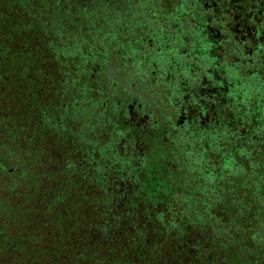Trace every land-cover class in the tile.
Segmentation results:
<instances>
[{
    "label": "trees",
    "instance_id": "16d2710c",
    "mask_svg": "<svg viewBox=\"0 0 264 264\" xmlns=\"http://www.w3.org/2000/svg\"><path fill=\"white\" fill-rule=\"evenodd\" d=\"M169 5L0 0V264H34L37 247L53 264H264V136L229 140L226 162L191 166L200 172L183 185L179 174L189 209L169 211L168 224L145 206L113 204L108 189L82 182L77 159H64L77 146L63 123L78 115L64 111L65 93L96 87L83 44L104 37L111 11L134 26ZM146 196L154 201V188Z\"/></svg>",
    "mask_w": 264,
    "mask_h": 264
},
{
    "label": "flooded vegetation",
    "instance_id": "af4514ba",
    "mask_svg": "<svg viewBox=\"0 0 264 264\" xmlns=\"http://www.w3.org/2000/svg\"><path fill=\"white\" fill-rule=\"evenodd\" d=\"M185 1L134 26L111 11L104 37L83 44L87 76L99 82L62 101L78 114L63 123L77 146L64 154L77 159L74 172L108 189L113 204L155 210L160 224L189 209L181 185L200 172L191 166L226 162L229 140L249 131L264 136V0Z\"/></svg>",
    "mask_w": 264,
    "mask_h": 264
},
{
    "label": "rangeland",
    "instance_id": "374dc122",
    "mask_svg": "<svg viewBox=\"0 0 264 264\" xmlns=\"http://www.w3.org/2000/svg\"><path fill=\"white\" fill-rule=\"evenodd\" d=\"M22 228V227H21ZM36 240V239H34ZM17 252H15L17 255L20 253V250L17 248ZM19 252V253H18ZM31 260H34V264H53L51 262V259L48 255V253H43V251L39 250L37 247V250L31 253ZM61 256V253L59 252V258Z\"/></svg>",
    "mask_w": 264,
    "mask_h": 264
}]
</instances>
